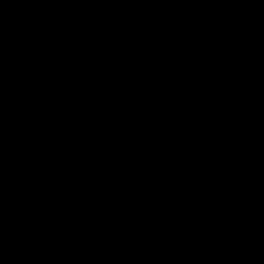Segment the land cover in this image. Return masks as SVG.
Returning <instances> with one entry per match:
<instances>
[{"label":"water","instance_id":"1","mask_svg":"<svg viewBox=\"0 0 264 264\" xmlns=\"http://www.w3.org/2000/svg\"><path fill=\"white\" fill-rule=\"evenodd\" d=\"M0 264H264V0H0Z\"/></svg>","mask_w":264,"mask_h":264}]
</instances>
